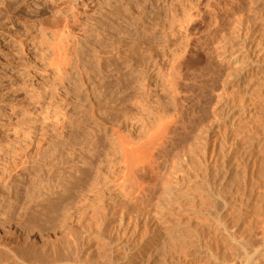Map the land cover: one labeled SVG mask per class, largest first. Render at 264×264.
<instances>
[{"label":"rangeland","instance_id":"374dc122","mask_svg":"<svg viewBox=\"0 0 264 264\" xmlns=\"http://www.w3.org/2000/svg\"><path fill=\"white\" fill-rule=\"evenodd\" d=\"M248 22L251 25L246 24ZM243 24L244 27L250 25L251 30L254 27L252 32L255 38L258 37L259 46L258 55L253 56L259 63L250 88H243L234 80L237 55L230 62L227 61L235 54L242 37H245V32L239 36L237 32ZM63 31L66 37H61ZM55 50L60 51L59 55L62 56L60 69L57 67L60 61L55 57ZM187 60L188 68H181L180 63ZM263 61L264 0H0V246H19V241L27 240L24 236L26 227L30 232L28 243L38 245L41 251L44 242L49 254L56 251L64 253L68 248L78 247L79 242L82 248L84 245L85 249L89 247L91 254L96 252L97 260L94 262L84 256V264H98L97 261L102 264L104 258H111L116 263V257L119 259L116 264H134L135 261V264H158V261L159 264L163 261V264L166 261L171 262L167 264H178L179 260L181 264H228L233 258L241 259L238 253L245 248L258 247L257 240L261 243L259 246H264L261 235L264 220L258 221L259 217L264 219V198L261 199L264 197V191H261L264 189V152H259L261 158L257 156L264 136L255 147L253 145V149L245 145L247 154L243 149L246 140L242 138L240 150L246 156L245 160L242 158L241 161V153L236 156L228 151L230 147L234 148L232 136L236 137L237 128L242 131L247 127L254 128L250 133L245 129L243 132L247 135L264 133V127L260 128L264 126ZM259 83L261 87H258ZM244 91H248L245 96L249 97L245 98ZM225 102L229 103L231 111H236L235 116L240 114L241 119L233 121L235 116L225 117ZM241 103L245 104L239 105ZM242 110L246 116L249 114L248 120H242ZM173 114L177 115L173 140L168 142L169 135L163 136L161 133L158 134L160 141L154 140L153 143L160 124ZM119 133L129 136L126 141L130 137L136 140L138 145L133 142L134 146L148 154L139 163L143 168L145 166L144 171L146 169V174H141L143 186L149 190L146 197L137 192L127 195L122 191L120 183L125 168L116 143ZM139 144H146L144 146L148 150H156L145 151L147 149L143 145L142 149ZM220 149H225L221 155ZM254 152L262 160L261 163ZM152 153L157 154L156 164L153 161L156 154ZM250 154L254 157L248 156ZM231 155L240 160L233 159ZM188 159L201 160V163L196 161L200 166L195 161L190 163ZM252 159L254 162H251ZM202 161H206L205 165ZM239 161L248 164L247 169L246 164L243 162V166L239 165ZM255 161L259 169L263 166V171L256 166L252 168ZM232 163L237 167H233ZM248 167L249 171L254 170L257 174L249 173ZM192 171L201 173V176L194 175ZM250 174L252 177L255 175L253 180ZM260 174L263 176L259 177ZM202 175L205 176L203 179ZM188 176L199 178L191 177L192 181ZM187 178L192 182L190 185ZM182 182L186 183L185 186ZM197 182L201 184L200 187ZM7 183L13 185L12 190L6 187ZM262 184L261 190L257 188ZM178 189H185L183 192L189 189L187 193L202 196L195 198L197 204L201 205L200 209L196 207L197 214L189 210L190 214L187 212L186 217L190 218H186V210L185 213L176 210L180 204L177 202L182 201L174 197L177 191L180 192ZM197 189L202 191L198 190V195ZM169 191L172 194L176 191L173 197L167 194ZM202 194H206V197L211 194V198L209 196L201 202L199 199L205 198ZM252 195L263 201L254 200ZM169 196L171 202H168ZM173 201H176L175 206ZM198 212H201L199 216ZM167 213L169 218L166 217ZM174 213L181 217L176 219ZM191 214H194V218ZM160 217L158 222L157 218ZM184 217L186 219H181ZM203 218L206 222L202 221ZM167 219L173 223L176 220L175 223H178V219L182 221L177 225L171 221L170 224ZM193 219L196 221H191ZM188 224H191L192 235L196 232L198 237L186 236L191 235ZM159 226L160 229H157ZM168 226L171 227L170 232L166 231ZM161 227L167 228L162 232ZM150 230H153L152 234ZM174 231L181 233V238L176 233L179 241L175 239L172 242L170 233ZM146 233L151 235L147 234L145 238ZM182 233L187 240L184 241L188 243L183 241ZM39 234L46 237L41 238ZM148 237L153 240H148ZM133 241L136 242L134 246H141L135 249ZM162 242L174 250L186 245L177 252L172 251L171 247H164ZM103 243L106 247L101 250ZM158 244L162 250L166 247L168 251L171 250L170 255L163 256L164 260L159 258L158 253H167V248L162 251ZM99 245L101 248H98ZM152 247L156 249L153 251ZM230 247L231 250H242L234 254L235 250L231 251ZM144 248H147V252L150 249L156 252L157 257L153 252L151 255L154 257L147 254ZM99 252H105L106 257ZM179 252L186 256L191 254L192 257ZM230 253L234 254L233 258ZM145 255L149 259L151 256L152 261ZM178 258L176 262L174 259ZM223 260H227V263ZM6 263L10 262L1 264Z\"/></svg>","mask_w":264,"mask_h":264},{"label":"bare ground","instance_id":"6f19581e","mask_svg":"<svg viewBox=\"0 0 264 264\" xmlns=\"http://www.w3.org/2000/svg\"><path fill=\"white\" fill-rule=\"evenodd\" d=\"M251 23V22H250ZM249 22L248 23H246V24H250ZM251 25V24H250ZM250 25L248 26V25H246V27H244V24L243 25H241L240 27H239V29L237 30V32H238V36L240 35V33L241 32H245V33H243L244 35L243 36H245L244 38L242 37V42H241V44H239L240 46H237L238 48L235 50V49H233V50H235L234 52H235V54H233L232 56H231V58L230 59H228L227 61H231V59L234 57V55H237V57H236V63H234V64H236V73H235V76H234V80L236 81V83H239V85H241L243 88H250V84H251V82L253 81V79H254V74H255V72H256V70H257V64L259 63L258 62V59L256 58H254L253 56L254 55H256L258 52H257V48L259 47L258 46V37L257 38H255V33H253L252 31H254V27H253V30H251V27H250ZM247 26H248V28H247ZM246 28V29H245ZM63 30V29H62ZM245 30V31H244ZM256 30V29H255ZM67 31V30H66ZM257 32V31H256ZM59 33H60V31H59ZM61 34H62V36L61 37H64L65 35H67L66 34V32L65 31H63V33L61 32ZM60 34V35H61ZM254 34V35H253ZM57 35V37L59 38L60 36H58V34H56ZM242 35V34H241ZM257 36V35H256ZM66 37V36H65ZM240 38V37H239ZM261 38H263L262 36H261ZM62 39V38H61ZM260 42V41H259ZM21 45V44H20ZM262 46V45H261ZM21 47H23L22 45H21ZM263 48V47H262ZM261 48V49H262ZM226 49V48H225ZM57 50H59V49H57ZM57 50H55L56 52V55H55V57L58 59L57 61L59 62L60 61V63H58V62H56V63H58V64H60V66H58V64H57V67L60 69L61 68V54L59 55V53H60V51H61V49H60V51H57ZM230 50V49H229ZM232 50V49H231ZM258 55V54H257ZM256 55V56H257ZM61 56V57H60ZM263 57V56H262ZM60 59V60H59ZM238 59L240 60V61H238ZM56 61V60H55ZM189 61L187 60V61H185V62H181L180 63V66H181V68H184L185 69V67H187L188 68V65H189V63H188ZM264 62V61H263ZM260 64H261V62H260ZM261 67V66H260ZM57 68V69H58ZM183 69V70H184ZM264 75V74H263ZM262 75V76H263ZM259 76V75H258ZM262 78H260V80H261ZM264 79V78H263ZM263 81V80H262ZM233 84V83H232ZM237 85V84H236ZM257 85V84H256ZM263 85V84H262ZM233 86V85H232ZM235 86V85H234ZM253 86V85H252ZM241 87V88H242ZM253 87H256L257 88V86H253ZM258 87H261L260 86V83H259V86ZM242 88V89H243ZM252 88V87H251ZM255 88V89H256ZM253 90V89H252ZM259 90H260V88H259ZM261 90H262V88H261ZM255 91V90H254ZM245 92V91H244ZM247 93H248V91H246L245 93H243V95L245 96V95H247ZM259 93H260V91H259ZM259 95H262V94H259ZM264 95V94H263ZM236 96V95H235ZM254 95H252V97H253ZM247 97H249V95L247 96ZM246 96H245V98H247ZM224 98V97H223ZM243 98V97H242ZM255 98V97H254ZM253 98V99H254ZM258 98V97H257ZM261 98V97H260ZM259 98V99H260ZM263 98V97H262ZM225 99V98H224ZM252 100V99H251ZM255 100V99H254ZM227 101V100H226ZM242 101V100H241ZM250 102V101H249ZM233 103V102H232ZM231 103V104H232ZM230 104V105H231ZM242 104H245V103H241V104H239V105H242ZM248 104V103H247ZM223 105V104H222ZM237 105V104H236ZM249 105V104H248ZM252 105V104H251ZM229 106V103H224V108H226V113H225V117H227L228 115H231V117H234L235 115H236V111L235 112H233V111H231V108H229L228 107ZM247 106V105H246ZM238 107V106H237ZM224 108H222V109H224ZM237 109V108H236ZM247 109V108H246ZM235 110V109H234ZM249 110V109H248ZM251 110V109H250ZM264 110V109H263ZM242 112H243V110H242ZM259 113V112H258ZM262 113H264V112H262ZM242 114V116H243V118H242V120H248L249 119V114H247V116H246V112H243V113H241ZM262 116V115H261ZM241 116H240V114L238 115V116H235L234 118H233V121H235V119H238V118H240ZM168 118V117H167ZM170 119V120H169ZM167 121L165 120V121H163L161 124H160V128H158V130H157V138H158V136L161 134V135H163L164 136V134H166L165 136H168L167 137V139H168V142H171L173 139H172V135H173V133H174V131H175V127H176V124H177V115H175V114H173L172 115V117L171 118H169ZM241 119V118H240ZM261 119V118H260ZM252 122V121H251ZM233 123V122H232ZM242 123H245V122H242ZM249 124V123H248ZM252 124V123H251ZM238 126H240V125H238ZM260 126V125H259ZM261 127H264V126H260V128ZM237 128V127H236ZM238 129V132L236 133V137H234V136H232V133H231V136L233 137V142H234V150L233 149H231V147H230V149L228 150V151H230V153L232 154H234V155H236L237 156V154H239V155H241L242 154V151L240 150V148H242V144H243V139L242 138H244V140H246V144H244L243 146H244V148L243 149H247V148H245V145H246V147H247V145H250L251 146V148L253 147V145H254V147H255V145L257 144V143H259L260 141H261V137H263L264 136V133H262L263 135H261V132L260 133H258V135L257 134H255V133H252V134H250V135H247V133L245 134L244 132V130L246 129L247 131H249V133L250 132H252L253 130H254V128H250V127H247V128H245V129H243V127H242V129H243V131L240 129V128H237ZM257 129H259V128H257ZM234 131V130H233ZM256 131H258V130H256ZM261 131V130H260ZM119 132V131H118ZM263 132V131H262ZM121 133V132H120ZM120 133H119V136H116V138H117V140H116V143H117V146L119 147V149L121 150L120 152H121V155H122V162H123V165H124V177H122V181H121V183H120V186H121V188L123 189L122 191H124L125 192V194H127V195H133L132 193H135L136 194V192L140 195V196H144V197H146L147 196V193L149 192V190L148 189H146L144 186V183L141 181V174H143L145 171H146V169H145V171L143 170L144 168H145V166H144V168L142 167V165L140 166V161H142L141 160V158L144 160V157H145V159H146V157H147V153H143L142 151H141V148H139V147H136V146H134V144H133V142L134 143H136V145H138V143L136 142V140H134L133 141V138H131L130 137V139L128 140V141H126L128 138H129V136H127V135H120ZM257 133V132H256ZM117 134V133H116ZM159 134V135H158ZM230 134V133H229ZM245 134V135H244ZM122 136H124V138L122 137ZM155 136V137H154ZM153 137L154 138H156V134L154 135ZM153 138V143H155L154 142V140L156 141H160L159 139L160 138H156V139H154ZM163 138V137H162ZM161 138V139H162ZM166 138V137H165ZM126 139V140H125ZM242 139V140H241ZM132 141V143H130L131 141ZM224 140H226V139H224ZM130 141V142H129ZM151 141V142H152ZM162 142H166V140L163 138V141ZM152 143V145H154ZM245 143V142H244ZM147 144H151V143H147ZM156 144H158V143H156ZM232 144V143H231ZM230 144V145H231ZM262 144V145H261ZM144 146V145H146V144H139V146ZM143 146H142V149H144V148H146V146H144V148H143ZM155 146V145H154ZM153 146V147H154ZM223 147V146H222ZM221 147V148H222ZM151 148V147H150ZM261 148V149H260ZM147 150H145V151H148L149 152V150H150V152H151V150H156V149H149L148 150V148H146ZM157 149H158V147H157ZM226 149V148H225ZM224 149V150H225ZM253 149V148H252ZM159 150V149H158ZM157 150V151H158ZM218 150V149H217ZM224 150H221L220 149V155H221V153H223L222 151H224ZM245 150H243V151H245ZM248 150H250V148H248ZM258 150V152H257V156L259 157L260 156V158H261V154H262V152H264V139H263V141L262 142H260V147H259V149H257ZM157 151H155V152H157ZM154 152V151H153ZM218 152V151H217ZM226 152V151H225ZM246 152V154H247V150L245 151ZM251 152V151H250ZM255 152H256V149H255ZM254 152V153H255ZM261 154H260V153ZM226 153H228V152H226ZM225 153V155H228V154H226ZM229 153V154H230ZM241 153V154H240ZM141 154H144L143 156L141 155ZM153 154V153H152ZM156 154V153H155ZM155 154H153V155H155ZM197 154V153H196ZM248 154H249V151H248ZM258 154H260V155H258ZM146 155V156H145ZM205 155V154H204ZM238 155V156H239ZM244 154H242L241 155V161H242V158L244 159L246 156L244 155V157H242ZM252 154H250V155H248V156H251ZM255 155V157H256V153L254 154ZM254 155H252L253 157H254ZM156 156H157V154L153 157L154 159H153V161H154V163H155V160H156ZM217 156V155H216ZM219 156V155H218ZM233 155H231V157H232ZM194 157H195V155H194ZM196 157H198V156H196ZM207 157V156H206ZM222 157H225V156H222ZM221 157V158H222ZM240 157V156H239ZM193 158V157H192ZM200 158V157H199ZM205 158V157H204ZM216 158V157H215ZM225 158H227L228 159V157L226 156ZM233 159H235L236 160V158H238V157H232ZM250 158V157H249ZM252 158V157H251ZM250 158V159H251ZM194 159H197V158H194ZM194 159H191L190 161H189V159L187 160V161H189L190 163H192V161L194 162L195 160ZM206 159V158H205ZM208 159V158H207ZM211 159V158H210ZM222 159H224V158H222ZM221 159V160H222ZM230 159V158H229ZM239 160H240V158H238ZM246 159V158H245ZM244 159V160H245ZM255 159V158H254ZM256 159L258 160V161H260V163H261V159L259 160V158H257L256 157ZM202 160H203V158H202ZM231 160V159H230ZM249 160V159H248ZM197 161V160H196ZM195 161V162H196ZM201 160H198L197 162H199V163H201L200 162ZM211 161V160H210ZM241 161H239V162H241ZM254 162V160L252 159L251 160V162ZM143 162V161H142ZM194 162V163H195ZM197 162H196V164H197ZM204 162H206V161H204ZM203 161H202V164H204L205 165V163H204ZM216 162V161H215ZM214 162V163H215ZM226 162H228V161H226ZM232 162L233 163H235V161H233L232 160ZM244 162V161H243ZM243 162H241V164L239 163V165H242L243 166ZM247 162V161H246ZM251 162H249V163H251ZM153 163V162H152ZM188 163V162H187ZM199 163L197 164V165H199ZM230 163V162H229ZM232 163V164H233ZM238 163V162H237ZM237 163H235V164H237ZM245 163V162H244ZM248 163V162H247ZM256 163V164H255ZM255 163H253L254 164V167H252L253 169H255V166L257 165V161H255ZM259 163V162H258ZM156 164V163H155ZM246 164V163H245ZM253 164H251V165H253ZM264 163H262V165H263ZM225 165V164H224ZM230 165H231V163H230ZM247 165L248 164H246V169H247ZM251 165H250V168H251ZM259 165V164H258ZM200 166V165H199ZM198 166V167H199ZM219 166V165H218ZM217 166V167H218ZM227 166H228V164H227ZM236 166V165H235ZM234 166V164H233V167H235ZM264 166V165H263ZM263 166H262V168L260 167V165H259V167L261 168V169H259L257 166V168L259 169V170H262L263 169ZM142 167V168H141ZM186 167V166H185ZM204 167V169H205V167L206 166H203ZM213 167V166H212ZM223 167V166H222ZM225 167V166H224ZM229 167H231V166H229ZM228 167V169H230ZM237 167V166H236ZM181 168V167H180ZM179 168V169H180ZM202 168V166L199 168V169H201ZM209 168V167H208ZM238 168H239V166H238ZM210 169V168H209ZM212 169H214V168H212ZM211 169V170H212ZM221 169V168H220ZM203 170V169H202ZM206 170H207V167H206ZM205 170V171H206ZM218 170V169H217ZM259 170H257L258 171V173H260L259 172ZM197 171V170H196ZM205 171H203V172H205ZM208 171V170H207ZM207 171L204 173V175L207 173ZM230 171V170H229ZM235 171V170H234ZM263 171V170H262ZM192 172H194V171H192ZM209 172V171H208ZM218 172V171H217ZM243 172V171H242ZM248 172L249 173H256V171L254 172V170H250L249 171V167H248ZM247 172V174L249 175V173ZM191 173V172H190ZM195 173V172H194ZM219 173H220V171H219ZM226 173V172H225ZM224 173V174H225ZM246 173V172H245ZM145 174H146V172H145ZM193 174V173H192ZM197 174H199V173H195L194 175H197ZM201 174V173H200ZM199 174V175H200ZM210 174H211V172H210ZM209 174V175H210ZM223 174V175H224ZM229 174V173H228ZM257 174V173H256ZM181 175V174H180ZM216 175V174H215ZM227 175V174H226ZM225 175V176H226ZM246 175V174H245ZM248 175H246V176H248ZM251 175V174H250ZM201 176V175H200ZM206 176V178H207V175H205ZM205 176H203L202 175V178L201 179H203ZM255 175L253 174V177H254ZM259 177L260 176H263L262 174H260V175H258ZM178 177V176H177ZM189 177V176H188ZM191 177H195L194 179H198L199 178V176H191ZM191 177H189L190 179H191ZM196 177H198V178H196ZM210 177V176H209ZM212 177V176H211ZM251 177H252V175H251ZM252 177V180L254 179ZM189 178H187L186 180H187V182H188V184L191 182V180L193 181V179H191L190 180V182L188 181V179ZM214 178V177H213ZM232 178H233V176H232ZM239 178V177H238ZM256 178V177H255ZM264 178V177H263ZM225 179V178H224ZM236 179V178H235ZM247 179V178H246ZM251 179V178H250ZM257 179V178H256ZM260 179H262V178H260ZM143 180V179H142ZM204 180H206V179H204ZM209 180V179H208ZM259 180V179H258ZM181 181V180H180ZM182 181H185V178L183 179L182 178ZM199 181V180H198ZM215 181V180H214ZM213 181V182H214ZM247 181H251V180H249V178H248V180ZM257 181V180H256ZM261 180H259V182H260ZM200 182V181H199ZM203 182V181H202ZM217 182V181H216ZM221 182V181H220ZM238 182V181H237ZM244 183H245V180L243 181ZM178 183V182H177ZM183 183V182H182ZM192 183V182H191ZM195 183V182H194ZM198 183V182H197ZM196 183V184H197ZM223 183V182H222ZM221 183V184H222ZM247 183V185H248V182H246ZM254 183V182H253ZM257 183H258V181H257ZM262 183H264V179H263V181H262ZM184 184H186V183H183V185ZM195 184V185H196ZM200 183H198V185H199ZM205 184V183H204ZM207 184V183H206ZM209 184V183H208ZM207 184V185H208ZM236 184V183H235ZM260 184V183H259ZM5 185H7L6 187L7 188H9V190H12V188H13V185L12 184H9V183H7V184H5ZM144 185V186H143ZM190 185V184H189ZM201 185V184H200ZM200 185L198 186V187H200ZM239 185V184H238ZM237 185V186H238ZM241 185V184H240ZM253 185V184H252ZM258 185V184H257ZM180 186V185H179ZM185 186V185H184ZM183 186V187H184ZM191 186H192V184H191ZM191 186H189V187H191ZM194 186V185H193ZM204 186H206V185H204ZM213 186H214V183H213ZM232 186V185H231ZM260 186V185H259ZM262 186V187H261ZM260 187H257V188H260V190L263 188V184L261 185ZM187 187H188V185H187ZM195 187H197V186H195ZM209 187V186H208ZM208 187H206V189L208 188ZM244 187H246V185L244 186ZM253 187H255V186H253ZM203 188V185L201 186V189ZM239 188V187H238ZM191 189H194V188H191ZM191 189H190V191H191ZM200 189V188H199ZM199 189H197V191L199 190ZM209 189V188H208ZM220 189V188H219ZM223 189V188H222ZM251 189V188H250ZM178 190H180V192L179 191H173L174 193V197L175 196H177V198H179V200L181 201V199H182V201L181 202H177V203H180L179 204V207L177 208L176 207V210L177 211H184V210H186V213H185V211L184 212H182V213H185V215L184 214H182V215H184L185 217H186V214H188L187 212H189V210L190 211H195V213L194 214H197L196 213V210L199 208V206H201V205H198L197 204V202H196V200H195V198H197L198 199V197L200 198V197H202L201 195L200 196H198V197H195V195H194V192L193 193H187L188 192V190H186L187 192H183L181 189H178ZM195 191H196V189H194ZM194 190H192V191H194ZM212 190V189H211ZM238 190V189H237ZM246 190V189H245ZM260 190H258L259 192H260ZM199 191H201V190H199ZM198 191V193L196 194V195H198V194H200V192ZM204 191H208V190H205L204 189ZM214 191V190H213ZM231 191V190H230ZM229 191V192H230ZM236 191V190H235ZM255 191V190H254ZM261 191H264V189L263 190H261ZM202 192V191H201ZM209 192V191H208ZM244 192V191H243ZM249 192V191H248ZM251 192V191H250ZM253 192V191H252ZM206 193V192H205ZM210 193V192H209ZM239 193V192H238ZM245 193V192H244ZM254 193V192H253ZM258 193V192H257ZM168 195L170 194V196L171 197H173V194H172V192L171 191H169L168 193H167ZM229 194V193H228ZM234 194V193H233ZM249 194V193H248ZM146 195V196H145ZM203 195V194H202ZM206 195V194H205ZM205 195H203V196H205ZM207 195H211V194H207ZM225 195V194H224ZM232 195V194H231ZM236 195V194H235ZM251 195V194H250ZM263 195H264V193H263ZM169 196V197H170ZM209 196H207V197H209ZM252 196H254V195H252ZM257 196V195H256ZM262 196V195H261ZM171 197H170V199H169V201L168 200H166V201H168V202H171L172 200H171ZM206 196H205V198L203 197V199H199V201L201 200V202H202V200H204V199H206L207 198ZM210 198H211V196H210ZM210 198L208 199V200H210ZM222 198H223V196H222ZM255 198L258 200V199H260V197H255L254 196V200H255ZM262 198H264V197H261V199ZM221 199V198H220ZM225 199V198H224ZM237 199V198H236ZM241 199V198H240ZM260 199V200H261ZM174 200V199H173ZM176 200V199H175ZM185 200V201H184ZM207 200V199H206ZM213 200V199H212ZM239 201V200H238ZM253 201V200H252ZM261 201H263V200H261ZM261 201H259L258 200V202H261ZM17 202V201H16ZM167 202V203H168ZM174 202L176 203V201H173V205H174ZM209 202H211V200L209 201ZM208 202V203H209ZM213 202V201H212ZM231 202V201H230ZM242 202V201H241ZM245 202V201H244ZM251 202V201H250ZM255 203H256V201H254ZM253 202V203H254ZM257 202V203H258ZM204 203H206L205 201H204ZM216 203V202H215ZM240 203V202H239ZM201 204V203H200ZM210 204V203H209ZM214 204V203H213ZM235 204V203H234ZM242 204V203H241ZM260 205L262 204V203H259ZM259 204H258V206H259ZM164 205V204H163ZM170 204L168 203V206H169ZM181 205V206H180ZM198 205V206H197ZM202 205H204V204H202ZM206 205H208V204H206ZM217 205H219V204H217ZM229 205V204H228ZM253 205H255V204H253ZM257 205V204H256ZM162 206V205H161ZM165 206L166 207H168L166 204H165ZM171 206V205H170ZM175 206V205H174ZM174 206H172V207H174ZM176 206H177V204H176ZM185 206V207H184ZM205 206V205H204ZM244 206V205H243ZM165 207V208H166ZM196 207H198L197 209H196ZM210 207V206H209ZM223 207V206H222ZM235 207V206H234ZM250 207V206H249ZM252 207V206H251ZM256 207V206H255ZM261 207V206H260ZM260 207H258V208H260ZM170 208V207H169ZM181 208H183L182 210H180ZM184 208H186V209H184ZM205 208V207H204ZM217 208V207H216ZM219 208V207H218ZM243 208V207H242ZM246 208H248V207H246ZM162 209V208H161ZM167 209V208H166ZM173 209V208H172ZM200 209V208H199ZM202 209H203V207H202ZM207 209V208H206ZM210 209H212V208H210ZM209 209V210H210ZM171 210V209H170ZM216 210V209H215ZM231 210V209H230ZM260 210V209H259ZM198 211V210H197ZM205 211V210H204ZM213 211V210H212ZM211 211V212H212ZM240 211V210H239ZM250 211V210H249ZM256 211V210H255ZM166 212V211H165ZM191 212V213H192ZM203 212V211H202ZM210 212V213H211ZM253 212V211H252ZM251 212V213H252ZM163 213V212H162ZM169 213V212H168ZM168 213H167V216L166 217H168ZM201 212H198V216H199V214H200ZM213 213H214V211H213ZM236 213H238V212H236ZM262 213V212H261ZM153 214V213H152ZM164 215H165V213H163ZM163 214H161V216H163ZM170 214V213H169ZM175 214V213H174ZM189 214H190V212H189ZM194 214H191V216L193 215L194 216ZM214 214H217V213H214ZM225 214V213H224ZM223 214V215H224ZM228 214V213H227ZM157 215V214H156ZM160 215V214H159ZM159 215H157V216H159ZM172 215V214H171ZM170 215V216H171ZM176 216H175V218L177 219V218H180V217H177L178 216V214H175ZM232 215V214H231ZM238 215V214H237ZM240 215V214H239ZM255 215V214H254ZM258 215H260V212H259V214ZM188 216V215H187ZM190 216V215H189ZM192 216V217H193ZM201 216H202V214H201ZM206 216V215H205ZM244 216V215H243ZM248 216V215H247ZM172 217V216H171ZM170 217V218H171ZM181 218V219H186V218H190V217H186V218ZM197 216H195V218H196ZM203 217V216H202ZM208 217V216H207ZM225 217V216H224ZM240 217V216H239ZM147 219H148V217H146ZM169 218V217H168ZM175 218H173V219H175ZM194 218V217H193ZM220 218V217H219ZM232 218V217H231ZM243 218V217H242ZM262 218V217H261ZM260 217H259V222L260 221H262V220H264V219H261ZM264 218V217H263ZM156 219V218H155ZM159 219L161 220V217L160 218H157V221L159 222ZM164 219V218H163ZM172 219V218H171ZM172 219V220H173ZM192 219V218H191ZM210 219V218H209ZM214 219V218H213ZM216 219V218H215ZM230 219V218H229ZM239 219V218H238ZM237 219V220H238ZM261 219V220H260ZM132 220V219H131ZM153 221H154V219H152ZM164 220H166V219H164ZM164 220H162V221H164ZM169 222L171 221L172 222V220H170V219H167ZM179 221H178V223H175L176 221H174V223L175 224H179V222H181L180 221V219H178ZM189 220V219H188ZM187 220V221H188ZM201 220V219H200ZM199 220V222H202L203 220H204V218L202 219V221H200ZM212 220V219H211ZM222 220V219H221ZM246 220V219H245ZM256 220V219H255ZM148 221V220H147ZM149 221H151V220H149ZM152 221V222H153ZM168 221H165L166 223L168 222ZM191 221H196V220H191ZM197 221H198V217H197ZM205 222H206V220H204ZM220 221V220H219ZM139 222V221H138ZM158 222L156 223L155 222V224L157 225L158 224ZM161 222V221H160ZM171 222H170V224H171ZM190 221H188V223H189ZM227 222V221H226ZM239 222V221H238ZM243 222V221H242ZM241 222V223H242ZM263 222V221H262ZM149 223V222H148ZM164 223V222H163ZM162 223V225H164ZM173 223V222H172ZM173 223V224H174ZM184 223H185V220H184ZM187 223V222H186ZM194 223V222H193ZM203 223V222H202ZM201 223V224H202ZM210 223V222H209ZM135 224H136V221H135ZM143 224V223H142ZM149 224H153V223H149ZM160 224V223H159ZM168 224V223H167ZM171 225V226H174V225ZM181 224H183V223H181ZM180 224V225H181ZM192 224V223H191ZM191 224L189 225L190 226V232H188L187 230V232L188 233H191V235H192V232H191ZM197 223L195 222V225H196ZM205 224H207V223H205ZM249 224V223H248ZM177 225H175V226H177ZM180 225H179V227H180ZM194 225V224H193ZM192 225V226H193ZM194 225V226H195ZM198 225H200V224H198ZM197 225V226H198ZM203 225V224H202ZM201 225V226H202ZM256 225V224H255ZM135 225H133V227H134ZM144 226V225H143ZM147 226H150V225H147ZM165 226H166V224H165ZM170 226V225H169ZM168 226V227H169ZM174 226V227H175ZM181 226H184V224L183 225H181ZM197 226H196V228H197ZM208 226V225H207ZM261 226V225H260ZM132 227V228H133ZM174 227H172L173 229H174ZM237 227V226H236ZM131 228V229H132ZM137 228V227H136ZM144 228V227H143ZM150 228V227H149ZM157 228V227H156ZM167 227H164V229H166ZM182 228V227H181ZM180 228V229H181ZM186 228H187V225H186ZM189 228V227H188ZM193 228H195V227H193ZM201 228V227H200ZM200 228H199V230H200ZM202 228H203V226H202ZM209 228H210V226H209ZM250 228V227H249ZM257 228V227H256ZM127 229V228H126ZM125 229V230H126ZM151 229V228H150ZM153 230H154V226H153V228H152ZM157 229H160V226H159V228H157ZM162 227H161V231H162ZM163 229V231L162 232H164L165 230ZM183 229V228H182ZM205 229H208V228H205ZM217 229V228H216ZM233 229V228H232ZM243 229V228H242ZM264 229V228H263ZM144 230V229H143ZM153 230L151 231V234L153 233ZM169 230H171V227H169V229H166V231L167 232H170ZM178 230V229H177ZM194 230V229H193ZM192 230V231H193ZM196 231L198 230V229H195ZM203 230V229H202ZM202 230L200 231V232H202ZM23 231V230H22ZM29 230H28V227H26V228H24V236L27 238V240H25V241H19V246H17L16 248H13V247H9V246H7V245H1L0 246V264L2 263V262H10L9 264H84V261H83V258H85L84 256H86L87 257V259H89V258H91L92 259V261H94V262H96V260L97 259H95V253L93 252V254H91V252L90 251H88V249H90L89 247H88V249H85V245L83 246V248L81 247V242H79L76 246H78V247H75V248H68L67 249V251H65L64 253H62V252H55V253H52V254H49V252L46 250V247H47V245L43 242V244H42V250L40 251V249H38V245H34V246H32V245H30L29 243H28V240H29V238H30V235H29V233L30 232H28ZM156 231V233H157V230H155ZM160 231V230H159ZM160 231V233H162ZM185 230H184V232L185 233H187ZM207 231V230H206ZM205 231V232H206ZM216 231V230H215ZM221 231V230H220ZM228 231H229V229H228ZM232 231V230H231ZM230 231V232H231ZM239 231V230H238ZM249 231H250V229H249ZM126 232V231H125ZM132 232V231H131ZM142 232H146V231H142ZM147 232H148V229H147ZM173 232V231H172ZM170 233V237H171V239H172V242L173 241H175V239H178V240H176V241H179V239L181 238V233H179L178 231L177 232H175L174 231V233ZM182 232V231H181ZM199 232V231H198ZM207 232H210V231H207ZM219 232V231H218ZM224 232V231H223ZM229 232V233H230ZM261 232V231H260ZM123 233H124V231H123ZM176 233H179V236H180V238H179V236H178V234H176ZM194 233V232H193ZM204 232H202V234H203ZM237 233V232H236ZM241 233V232H240ZM262 233L264 234V231H262ZM45 234V233H44ZM44 234H39L40 235V237L41 238H45L46 237V235H44ZM148 233H146L145 234V238H146V235H147ZM151 234H148V236H150ZM169 234V233H168ZM199 234H201V233H199ZM231 234V233H230ZM263 234H261L262 236H263V238H264V235ZM124 235H125V233H124ZM131 235V234H130ZM182 235L184 236H182V239H183V241L184 240H186L185 239V234H183L182 233ZM190 234H187L186 236L188 237V236H190V237H198V235H197V233L195 232V234L194 235H192L191 236ZM197 235V236H196ZM205 235H206V233H205ZM208 235V234H207ZM232 235V234H231ZM237 235V234H236ZM243 235V234H242ZM48 236V235H47ZM157 236V235H156ZM164 236V235H163ZM166 236V235H165ZM169 236V235H168ZM213 236V235H212ZM225 236V235H224ZM235 236V235H234ZM239 236V235H238ZM237 236V237H238ZM240 236H241V234H240ZM258 236H259V234H258ZM129 237V236H128ZM131 237V236H130ZM134 237V236H133ZM132 237V238H133ZM189 237V238H190ZM194 237V238H195ZM199 237H201L200 235H199ZM204 237V236H203ZM209 237V236H208ZM233 237V236H232ZM236 237V238H237ZM243 237V236H242ZM242 237H241V239H242ZM141 238V237H140ZM149 238V237H148ZM151 238V237H150ZM148 239V240H153V239ZM153 238V237H152ZM163 238V237H162ZM169 238V237H168ZM167 238V239H168ZM194 238H193V240H194ZM211 238V237H210ZM210 238H208V239H210ZM225 238V237H224ZM239 238V237H238ZM258 238H260V237H258ZM130 239V238H129ZM160 239V238H159ZM181 239V240H182ZM192 239V238H191ZM191 239H188V240H191ZM205 239H207L206 238V236H205ZM205 239H203L204 241H205ZM233 239H234V237H233ZM241 239H239V240H241ZM118 240V239H117ZM121 240H122V238H121ZM120 240V241H121ZM133 240V239H132ZM262 240V239H261ZM134 241H135V239H134ZM133 241V242H134ZM138 241V240H137ZM143 241H144V238H143ZM155 241V240H154ZM160 242H161V240H159ZM163 241V240H162ZM187 241V240H186ZM202 241V240H201ZM210 241H212V240H210ZM110 242V241H109ZM119 242V241H118ZM141 241H139V242H137V243H140ZM145 242V241H144ZM149 242V241H148ZM153 242V241H152ZM165 242V241H164ZM185 242V241H184ZM189 242V241H188ZM188 242H185V243H188ZM215 242V241H214ZM243 242H244V240H243ZM253 242H255V240H253ZM256 242H258V245L257 244H255V245H257L258 247H251L252 249H250V247L248 248V250L245 248L242 252H239V251H241V250H235V248L234 249H232V250H235V252H234V254H236V253H241V254H239L238 253V255H239V257L241 258V259H235V258H233V256H234V254L233 253H230V254H233L231 257L234 259H230L231 260V263H228V264H264V246H259L261 243H260V241H256ZM262 242V241H261ZM108 242L106 241V244H107ZM115 244H116V242H114ZM135 244H133V246L134 245H136V242H134ZM147 243V242H146ZM163 243V242H162ZM206 243V242H205ZM209 243V242H208ZM212 242H210L209 244H211ZM216 243H217V241H216ZM232 243V242H231ZM235 243V242H234ZM241 243V242H240ZM246 243V242H245ZM245 243H243V244H245ZM248 243V242H247ZM251 243V242H250ZM250 243H248V244H250ZM260 243V244H259ZM90 244V243H89ZM98 244V243H97ZM118 244V243H117ZM116 244V245H117ZM126 244L128 245V243L126 242ZM142 244V243H141ZM145 244V243H144ZM156 244V243H155ZM168 244V243H167ZM172 243H170V245H171ZM175 244V243H174ZM177 244H178V242H177ZM177 244H175V245H177ZM195 246H197V241L195 242ZM213 244V243H212ZM222 244V243H221ZM224 244V243H223ZM96 245V244H95ZM100 245H102V244H100ZM98 246V248L100 247L101 248V246ZM105 245V243H103V245H102V248H101V250L104 248V247H106V246H104ZM112 245H113V243H112ZM132 244H130V246H131ZM139 245L140 244H138V246H134V248L135 247H139ZM143 245V244H142ZM162 245V244H161ZM163 245H164V243H163ZM169 245V244H168ZM168 245H164V247L165 246H167V247H171V246H168ZM186 245V244H185ZM184 244H183V246H185ZM215 245V244H214ZM236 245V244H235ZM242 245V244H241ZM246 245V244H245ZM252 245V244H251ZM251 245H249V246H251ZM14 246H16V245H14ZM121 246V245H120ZM132 246V247H133ZM141 246V245H140ZM148 246H150V243L148 244ZM158 246H160L159 244H158ZM158 246H157V249H158ZM183 246H181L182 248H183ZM192 246V245H191ZM198 246H199V244H198ZM211 246H213V245H211ZM211 246H209V247H211ZM218 246V245H217ZM129 247V246H128ZM143 247V246H142ZM155 247H156V245H155ZM163 247V248H164ZM166 247V248H167ZM181 247H179V250H182V249H180ZM205 247V246H204ZM214 247V246H213ZM238 247H239V245H238ZM237 247V248H238ZM245 247V246H244ZM246 247H248V245L246 246ZM40 248V247H39ZM92 248V247H91ZM94 248H96V247H94ZM108 248V247H107ZM114 248V247H113ZM131 248V247H130ZM148 248H150V247H148ZM161 248V249H160ZM160 250H162V246H160ZM166 248H164V249H166ZM172 248V251L174 250L173 249V247H171ZM192 248V247H191ZM194 249H195V247H193ZM198 248V247H197ZM229 248V247H228ZM228 248H227V250H228ZM105 249V248H104ZM118 249V248H117ZM136 249V248H135ZM138 249V248H137ZM145 249V248H144ZM152 249H153V251L156 249H154L153 247H152ZM158 249V250H159ZM163 249V250H164ZM178 249V248H177ZM193 249V250H194ZM208 249H210V248H207V250ZM225 249V248H224ZM250 249V250H249ZM109 250H110V248H109ZM162 250V251H163ZM179 250H174V251H179ZM188 250H190V249H188ZM187 250V251H188ZM192 250V251H193ZM227 250H224L223 252H226ZM230 250H231V247H230ZM229 250V251H230ZM231 250V251H232ZM98 251V250H97ZM117 251V250H116ZM131 251V250H130ZM141 250H137L136 252H140ZM145 251L147 252V248L145 249ZM151 249L147 252V254L149 253V255H151V253L153 252V251H151ZM157 251V250H156ZM167 253H165V252H161L162 254L161 255H159V253H158V256H159V258L160 257H162L163 258V256L164 257H166L167 256V254H169V252L171 251H168V248H167ZM186 251V252H187ZM195 251V250H194ZM212 251V250H211ZM216 251V250H215ZM215 251H214V253H215ZM237 251V252H236ZM245 251V252H244ZM102 252V251H101ZM108 252V251H107ZM144 252V251H143ZM177 252H175V253H177ZM209 252H210V250H209ZM100 253V252H99ZM129 253V252H128ZM142 253V252H141ZM156 254V252H153V254ZM164 253V254H163ZM183 253V252H182ZM182 253L181 252H179V254H181L182 255ZM212 252H210V254H211ZM229 253V252H228ZM102 253H100V255H101ZM103 254H104V256L106 257V255H105V252H103ZM102 254V255H103ZM110 254V253H109ZM139 254V253H138ZM137 254V255H138ZM143 254L144 253H142V254H140V255H142L143 256ZM146 254V253H145ZM152 254V255H153ZM154 254V255H155ZM165 254H166V256H165ZM172 254H174V252H172ZM178 254V255H179ZM188 255H189V253H187ZM193 254V253H192ZM197 254H199V253H197ZM209 254V253H208ZM225 254V253H224ZM227 254V253H226ZM229 254V255H230ZM99 255V254H98ZM148 255V256H149ZM151 255V256H152ZM154 255L152 256V257H154ZM170 255V254H169ZM183 255H185L184 253H183ZM191 255V254H190ZM189 255V256H190ZM194 255V254H193ZM214 255V254H213ZM238 255H236V258L238 257ZM103 256V257H104ZM115 256V255H114ZM118 256H120V255H118ZM151 256H150V259H149V257H146V255L144 256V257H146V258H148L150 261H152V258H151ZM186 256V255H185ZM189 256H186V257H188L189 258ZM195 256V255H194ZM222 256V255H221ZM89 257V258H88ZM100 257V256H99ZM102 257V256H101ZM100 257V258H101ZM109 257V256H108ZM107 257V258H108ZM122 257V256H121ZM123 257H125V256H123ZM138 257V256H137ZM143 257V258H144ZM155 257H157V254H156V256ZM179 257V256H178ZM183 258H184V256H182ZM190 257H192V256H190ZM206 257V256H205ZM223 257V256H222ZM230 257V256H229ZM141 258V257H140ZM145 258V259H146ZM161 258V259H162ZM168 258V257H167ZM167 258H166V260H167ZM173 257H171V260H173L172 259ZM201 258H203V257H201ZM200 258V259H201ZM215 258H217V256L215 257ZM90 259V260H91ZM116 260H117V262H118V260L119 259H117V257L115 258ZM156 259V258H155ZM165 258H163L162 260H164ZM185 259V258H184ZM200 259H199V261H200ZM220 259V258H219ZM225 259V258H224ZM131 260V259H130ZM149 260H147V261H149ZM159 260V259H158ZM157 260V261H158ZM162 260H160V262H162ZM168 260H170V259H168ZM170 260V261H171ZM176 262H178L177 260H179V258L178 259H174ZM190 260V259H189ZM197 260H198V258H197ZM203 260V259H202ZM204 260H205V258H204ZM114 261L115 260H113L112 261V259L111 258H108V259H106V258H104V263H102V264H116V263H114ZM121 261V260H120ZM146 261V260H145ZM146 261V262H147ZM174 261V262H175ZM207 261V260H206ZM205 261V262H206ZM217 261H219V260H217ZM87 262V261H86ZM103 262V261H102ZM130 262H132V261H130ZM136 262V261H135ZM135 262H134V264H135ZM153 262H154V260H153ZM164 262V261H163ZM163 262L161 263V264H163ZM167 263H171V262H168V261H166ZM175 262V263H176ZM213 262V261H212ZM223 262H224V260H223ZM226 263H227V260L225 261ZM224 262V263H225ZM93 263V262H92ZM97 263L98 264H100L99 263V261H97ZM128 263V262H127ZM133 263V262H132ZM158 264H159V261L157 262ZM166 263V264H167ZM179 263H180V260H179ZM178 263V264H179ZM201 263V262H200ZM199 263V264H200ZM204 263V262H203ZM209 262H206V264H208ZM214 263V262H213ZM218 263V262H217ZM6 264H8V263H6ZM88 264V263H87ZM89 264H91V262L89 263ZM96 264V263H95ZM130 264V263H129ZM136 264H139L138 262L136 263ZM142 264H144V263H142ZM181 264V263H180ZM202 264V263H201ZM212 264V263H211ZM219 264V263H218Z\"/></svg>","mask_w":264,"mask_h":264}]
</instances>
